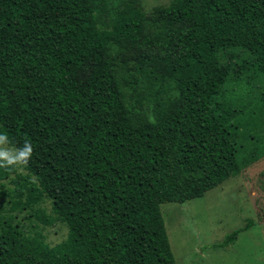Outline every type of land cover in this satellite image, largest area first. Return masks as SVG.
<instances>
[{
  "label": "trees",
  "instance_id": "16d2710c",
  "mask_svg": "<svg viewBox=\"0 0 264 264\" xmlns=\"http://www.w3.org/2000/svg\"><path fill=\"white\" fill-rule=\"evenodd\" d=\"M227 48L264 77V0H0V133L33 146L0 195L67 229L49 248L0 222V264H175L158 205L239 173L242 124L219 100ZM42 196L54 218L31 209Z\"/></svg>",
  "mask_w": 264,
  "mask_h": 264
},
{
  "label": "rangeland",
  "instance_id": "374dc122",
  "mask_svg": "<svg viewBox=\"0 0 264 264\" xmlns=\"http://www.w3.org/2000/svg\"><path fill=\"white\" fill-rule=\"evenodd\" d=\"M168 1L137 0V4L148 12ZM111 53L115 55V47ZM216 56L219 64L228 67L219 100L236 110L242 124L236 138L239 173L199 198L181 204H159L158 211L175 264H264V77L247 51L227 48ZM26 174L24 166L13 167V173L0 180V193L12 188L11 180L16 175ZM31 209L54 218L51 202L45 196ZM29 215L30 209L16 204L11 194L0 195V222L16 226L26 237L40 235L49 248L65 240L64 223L54 219L51 225L43 226ZM247 220L252 226L241 231L233 244L212 247Z\"/></svg>",
  "mask_w": 264,
  "mask_h": 264
},
{
  "label": "clouds",
  "instance_id": "9594fccd",
  "mask_svg": "<svg viewBox=\"0 0 264 264\" xmlns=\"http://www.w3.org/2000/svg\"><path fill=\"white\" fill-rule=\"evenodd\" d=\"M33 146L25 141L17 147L6 133H0V168H13L26 166L32 158Z\"/></svg>",
  "mask_w": 264,
  "mask_h": 264
}]
</instances>
